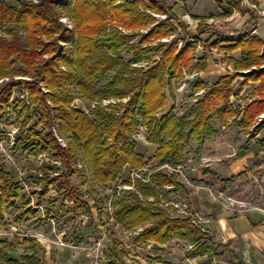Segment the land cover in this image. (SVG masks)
<instances>
[{
  "label": "trees",
  "instance_id": "trees-1",
  "mask_svg": "<svg viewBox=\"0 0 264 264\" xmlns=\"http://www.w3.org/2000/svg\"><path fill=\"white\" fill-rule=\"evenodd\" d=\"M117 1L11 0L9 3L7 0H0V28L6 24L12 26L5 31L10 39L0 37V77L5 75L16 60L21 65V69L17 71L19 74L35 77L34 80L28 81L30 100L28 104L22 102V114H27L25 125L35 114L38 119L18 138L16 149L37 154L53 152L64 160L68 168L75 165L77 159L82 156L92 172L93 179L102 185L115 181L127 165L141 168L147 163L145 155L137 149V143L133 139L140 119L149 127V142L158 146L153 158L160 164H181L178 159L184 153L190 137L198 143L199 148L202 147L213 117L218 116L226 123L235 112L229 98L236 74L224 75L211 85L199 79L192 83L194 89H207L205 95L196 103L197 114L193 120L188 122L186 117L178 118L174 114V107L165 112L168 102L166 85L182 74L180 68L205 71L208 68V56L204 54L199 57L195 43L188 41L186 36H180L181 23L175 24L172 21V13L167 20L152 27L136 45L130 44L135 34L103 33L109 12L107 7L116 11L117 18L125 25L141 29L156 21L155 17L142 10L141 6L160 13L172 12V7L165 0ZM218 1L222 9L219 13L221 16H231L238 10L245 11L243 0ZM63 12L75 22L73 29L65 27L60 21ZM193 18L204 21L208 16ZM257 20L256 12L252 11V26L257 24ZM17 25L24 26L26 38L18 33ZM206 26L200 23V32H203ZM249 31H236L232 36L220 35L211 47L219 48L225 43L223 48L227 52L240 49V61L229 58L238 67L259 64L264 61V41L258 36H251ZM41 35L47 36L46 43L41 40ZM170 36L173 37L170 44L160 43L155 47L149 45L154 38ZM189 36L197 40L196 34ZM59 40L65 42V47L58 46L56 49ZM180 41L183 42L182 46L179 45ZM105 46L110 49V56L105 53ZM125 48L133 52L134 62L149 59L152 53L160 54L161 57L148 69L140 67L129 70V63L125 62L122 55ZM46 53H51L53 57L45 59ZM64 66L67 70L63 69ZM112 70H117L112 80L108 81L102 90L95 89L94 83ZM263 74L264 69L260 76ZM41 81H44L50 90L47 95L55 102L54 106L48 103L46 95L41 91ZM15 84L16 82H9L0 87V103L10 95ZM73 85L79 93L92 101L103 97L129 99L127 102L111 104L109 110L108 107L96 105L86 112L73 105ZM115 85L121 87H114ZM169 91L170 97L174 99L172 87H169ZM35 103L39 105L31 111V105ZM1 110L0 106V112ZM53 110L57 111L58 115H53ZM252 110L264 111V103L247 108L248 113ZM159 112L161 115L156 116ZM55 117L68 139L67 148L60 145L52 131L51 120ZM44 177L48 179L47 185L59 183L58 186L65 188L66 196H70L76 206L87 207V211L91 213L88 204L79 201L78 192L69 185L66 174ZM232 178L225 181L229 183ZM170 184H174L177 190H185L177 174L158 172L153 175L150 184L138 183L148 194H157L159 189ZM0 192L2 224L5 212L14 208L20 197V186L15 181L13 172L5 167L0 168ZM44 194L45 192H42L40 196ZM54 201L55 199L52 202ZM113 204L116 216L124 228L148 225L136 237L135 241L138 243L150 240L164 243L176 237L194 243L196 251L205 248L207 240L201 242L202 237L188 219L172 217L149 202L129 203L125 198L115 196ZM38 212L39 209L27 201L16 215V220L23 222L29 216H36ZM5 243L6 240L0 239V264H17L4 248ZM155 248L160 249L157 245ZM126 255V251L115 246L109 253L110 263L126 264ZM26 264H41V261L31 255Z\"/></svg>",
  "mask_w": 264,
  "mask_h": 264
},
{
  "label": "rangeland",
  "instance_id": "rangeland-1",
  "mask_svg": "<svg viewBox=\"0 0 264 264\" xmlns=\"http://www.w3.org/2000/svg\"><path fill=\"white\" fill-rule=\"evenodd\" d=\"M7 1L11 3V0ZM34 1L38 2V0ZM187 1L193 5V10L197 13L210 12L207 15L208 18L221 17L219 16L220 11H217L220 5L217 0ZM168 2L170 3V5H175L176 13L172 10V14L174 15L173 22L175 24L181 23V27L179 28L180 36H186L188 41H192L195 43L196 54L199 57L203 56L204 54L208 56V68L205 71H201L200 77H198V79L202 80L208 85H211L217 82L221 76L234 72L233 63L229 60V58L234 57V59H241L240 51L238 50L235 52H227L226 49L223 48V45H225V43H222V46L218 48L219 50L215 51V53H212L211 45L218 39L220 35L232 36L235 30H244L245 28L250 26L251 23L248 20L250 15L244 12H236L233 15V18L230 20L213 23L212 25L208 26L204 24V26L206 27L203 28V32H200L198 28L200 24L199 19L193 18L192 14H190V16L192 17V22H189L184 18V15L189 12L188 6L184 4V0H168ZM251 2L264 3V0H243L244 7L252 11V8H250L249 6V3ZM141 8L147 13H149L148 10H151L149 8H144L143 6H141ZM106 9H108L109 12L107 14L106 28L103 33L118 32L117 26H122L130 32L129 34H135L134 37L130 40L131 45L138 44L142 37L147 34L143 31L149 30V28L156 26V23L158 22L155 21L151 25L142 29L131 28L125 25L123 21L117 18L116 11L110 10V7H107ZM63 13L64 15L62 16L60 21L65 27H68L69 29L74 28L76 25L75 22L71 19V17L67 16L65 12ZM11 27V25L6 24L3 26V28H0V37L10 39V37L5 33V31L11 29ZM16 27L18 33L24 38H26V31L24 26L17 25ZM261 33L264 34V31H262ZM189 34H196L197 40L189 36ZM40 38L45 43L48 41L47 36L41 35ZM161 39L162 38H154L149 45L151 47L158 46L160 43H162L160 42ZM58 46H60L61 48L65 47V42L59 40L58 44L56 45V49H58ZM125 49L126 50H123L122 55L125 57V62L129 63V70L140 67L148 69L154 65L157 59H160L161 57L160 54L152 53L149 59H142L140 62H134L133 52L128 51L127 48ZM104 51L105 53H109V56L112 54L110 52V49L106 46L104 48ZM51 57H53L51 53H46L44 55L45 59H49ZM19 69H21V65L19 61L16 60L13 62L12 66L6 71L5 75L0 77V79L7 76L9 78L8 80H5L2 83L0 82V87L4 86L9 82H16V84L13 85L11 88L12 91L10 95H7L4 102L0 103L2 109L0 112V115H2L0 116V141L5 143L10 142L12 136H14V140L17 141L18 138L23 133H25L31 125H33L36 119H38V116L35 114L32 116V120H30L25 125L27 114L26 112L22 114V102L25 101L28 104L30 98L27 102L26 99L22 98V96L26 93H29L30 96L28 81L34 80L35 77L19 74L17 72ZM63 69L67 70V67L64 66ZM184 69L186 68H180V72L182 71V74L166 85L168 102L164 111L166 112L172 107H174V114L178 118L186 117V121L189 122L193 120L197 114V101H195V97L191 93L198 89L193 88V82H188L190 92L181 91V82L185 76L183 72ZM116 72L117 70H112L105 77H100L99 80L94 83L95 89L102 90L105 87L104 85H106L108 81L112 80ZM17 76H26L29 78L27 80H17ZM39 85L43 94L46 95L45 97L48 100V103L54 106L55 102L52 101L49 95H47L50 90L47 88L46 83L44 81H41ZM72 87L74 88V85ZM114 87L121 86L115 85ZM169 87H172L173 89V94L175 96L174 99L171 98L169 95ZM72 94L74 95L73 105L86 112H89L90 109L95 107L96 105H101L106 108L108 107L107 110H109L111 104H116L121 101L125 102L124 98L115 97H103L101 99H96L95 101H92L91 99L79 93L77 88L73 90ZM126 98L129 99V97ZM112 99H116L117 102H112L108 105L104 104L105 100ZM38 105L39 103L31 105V111L36 109ZM53 115H58V112L54 111ZM160 115L161 112L156 114V116ZM137 116L138 115H136V117ZM218 118V116H214L211 120V125L213 127H216L217 130L219 129L220 131L223 128ZM51 123L52 131L55 125L58 126L57 128H59L58 132L60 133V136H62L68 144L67 137L61 131L59 120L55 117L51 120ZM140 126L143 127V130L147 136V140L135 139L136 135L140 131ZM187 129L186 132L188 131ZM149 133L150 131L147 123L144 122L143 119H140L138 130L133 135V139L137 143V149L145 155L147 161L146 164L149 167L156 168L161 165L158 160L153 158L158 146L149 142ZM13 151L14 161L12 162H7L6 156L4 155V153H2V151H0V168L5 167L6 170L12 171L14 174L15 181L20 186V197L17 199L15 207L6 211L7 216L12 220L17 221L16 215L24 207L25 202L29 201L30 205H32V203H34L33 205H36L37 203H39L40 205V211L36 216H29L25 221L20 222L25 225V230L33 233L42 232L46 236H50L52 238H55L57 235L63 236L66 242L69 244L66 247L73 249L76 252V255H78L79 257L85 256V253L87 252L93 253V251L95 250L94 241L100 237H104L103 243L106 245V250L104 252L105 257H108L110 250L113 247L117 246L119 248L125 249V251L129 254L128 258L131 262L133 261L132 264L134 263V261H137L138 264H159L160 262H167L163 258L167 257L169 253H172V249L175 248L177 251L176 254L181 253L179 252V250H186L188 255L195 256V254L192 253V248H190L191 244L188 241L173 238L169 241L166 247L164 246V250L159 251L154 246L149 247L148 243H135L133 228H131V230L126 229L120 224V222H116L115 220H108V215L106 211L110 193V189H108V186L112 185V182H108L106 184L108 186L106 187L105 185H102L98 183L95 179H93V176H88L90 174H88L86 170L78 169L76 173L69 178V185L74 187L75 190H77V196L79 201L88 204L91 211L90 213L87 211V207H78L79 205L76 206V202H72V198L70 196H66L65 188L61 189L58 186L59 183H52L47 185L48 179H45L43 175H50L51 177L55 176V170L50 164H40L37 157H35L37 153H26L17 149H14ZM77 160H83L86 163L85 159L82 156ZM178 161L183 164L184 169L191 181V185H196L201 182V180L199 179V175L201 174L204 176L207 175L206 178L209 177V172L207 170H210V168L206 167V164L209 163V161L205 162L201 158L198 143L192 137L189 138L187 147L185 148L184 153L182 154L181 158L178 159ZM127 166H125V168ZM158 172L166 173V171L164 170ZM246 177L242 176L241 181L235 183L234 189L237 195L231 196L240 200H250L251 194H254V197L257 195L261 196L262 189L260 187L259 182H257L255 179L253 180V178L248 177L247 179ZM208 184L210 185L209 190H211L218 196V194H220L216 191V188H219L218 184L216 188H214L215 185L211 177L210 182H208ZM42 192H45V194L41 197L40 194ZM142 192L145 191L142 190ZM145 193L148 194L147 192ZM176 195L179 197L185 196L184 194L180 196L179 192H176ZM124 198L128 200L129 203H137L139 201L148 202L147 200H141L140 198ZM53 199H55L54 202H52ZM154 207L157 206L154 205ZM43 215H45L44 218H42ZM4 230H6V228ZM4 248L6 249L10 257H13L17 260V264L26 263L28 257L33 254V256L35 257L34 259H42L44 262H47L49 261L48 259H50L51 264H53V257H59V250H56V248L47 251L44 247L41 246L40 242H36L34 239L24 240L21 239L19 236L7 238ZM201 255V257H196V264H214L215 260L213 258V255H211V250H205L203 253H201Z\"/></svg>",
  "mask_w": 264,
  "mask_h": 264
},
{
  "label": "crops",
  "instance_id": "crops-1",
  "mask_svg": "<svg viewBox=\"0 0 264 264\" xmlns=\"http://www.w3.org/2000/svg\"><path fill=\"white\" fill-rule=\"evenodd\" d=\"M166 1L170 5L168 0ZM184 4L188 6V13L193 16H207L210 13L195 12L193 5L187 0H184ZM242 5L244 7L243 2ZM170 6L175 12V5ZM244 10L235 11L231 16L219 15L221 17L216 19L218 22L230 20L236 12H244L250 15L248 20L252 23V11L245 7ZM217 11H222L220 5ZM247 29L250 31L256 29V33L251 36H258L264 41V34L261 33L264 31V22H260L258 19L256 25L250 24L243 31ZM236 31L238 30L234 32ZM217 50L219 49L216 48ZM238 50L240 51V49ZM235 60L240 61L241 59L235 58ZM231 62L234 72L225 75L236 74L229 98L235 112L226 123L218 118L223 129L219 131L211 125L203 146L200 148L198 146L201 158L209 160V163L206 164V167L210 168L207 170L209 177L206 178L207 175L201 174L199 175L201 180L199 184L184 185L185 190L177 191L180 196L184 194L185 196L182 198L189 199L195 209L208 219L201 227L194 226L198 230L199 236L202 237L201 242L207 240L205 248L196 251L194 243L173 237L188 241L195 256L188 255L186 250H179L181 253L176 254L175 248L172 249V253L163 258L167 264H196V257H201V253L205 250H211V255L215 260L214 264H264V117L261 118L264 111L252 110L250 113L247 112V108L252 107V105L264 103V74L260 76L263 69L260 70L259 74L243 72V70H250L254 66H259L263 61L245 67H238L234 61ZM242 176H248L259 182L262 192L261 196L254 197V194H251L254 207L241 213H235L212 197L208 182H210L211 177L215 185L214 188L217 184L219 186L216 188L217 192L227 196L237 195L234 186L236 182L241 181ZM231 177H233L232 180L227 183L225 180ZM248 177L246 178L248 179ZM170 240L164 243L155 242L160 247L159 251L164 250ZM135 243L138 242L135 241ZM41 246L47 251L53 248L59 250V257H53V264H111L109 255L108 257L104 256L105 244L100 249L95 248L93 253H85L83 257L76 255V252L71 248L48 243H41ZM123 250L125 251V249ZM128 259L124 256L125 263L132 264L133 261L129 262ZM48 260L47 262L42 259L40 261L41 264H51V260ZM133 264H138V262L134 261Z\"/></svg>",
  "mask_w": 264,
  "mask_h": 264
},
{
  "label": "built area",
  "instance_id": "built-area-1",
  "mask_svg": "<svg viewBox=\"0 0 264 264\" xmlns=\"http://www.w3.org/2000/svg\"><path fill=\"white\" fill-rule=\"evenodd\" d=\"M166 1V0H165ZM117 2H120L118 0ZM250 8H252V11L256 12V15L258 16L259 21H264V3H249ZM148 12L155 17L156 22L164 21L167 20L171 16L170 11L162 12V13H157L154 10H148ZM184 18L192 22V17L190 16L189 13H186L184 15ZM174 20V19H173ZM172 20V21H173ZM157 22V23H158ZM156 23V24H157ZM199 23L205 24V25H212L213 23H218V19L215 17H210L207 18L206 20L202 21L199 20ZM118 32L121 34H129L130 32L126 30V28L122 26H117ZM73 29V28H72ZM151 28H149L150 30ZM149 30H145L143 32L148 33ZM256 33V29H253L249 31L250 35H253ZM172 36L162 38L160 42L162 43H170L172 41ZM183 42L180 41L179 45L182 46ZM211 52L215 53L216 49L213 47L211 48ZM264 53V50L263 52ZM264 69V61L259 65V66H254L250 70H243V72H254L255 74H259L260 70ZM184 79L181 82V91L182 92H190L188 82H194L198 80V77H200L201 71L197 69H184ZM17 80H27L29 77L26 76H17ZM7 77H3L0 79V82H4L5 80H8ZM207 92L206 88H200L198 90H195L193 93H191L195 97V101H198L200 98H202L205 93ZM23 99H26L27 102L29 100V93H26L25 95L22 96ZM124 101H128V98H124ZM116 103V99L112 100H105L104 104L108 105L109 103ZM264 117V114L261 115V118ZM58 126L55 125L53 128L54 134L59 141L60 145L64 148L68 147V144L66 143L65 139L60 136V133L58 132L57 128ZM136 140L142 139V140H147L146 133L143 130V127L140 126V131L135 137ZM14 149H16V141L14 140V136L11 137L10 142H2L0 141V151L4 153L6 156V161L7 162H12L14 161L13 154H14ZM35 157H37L38 161L40 164H50L52 168H54L55 176H59L61 174H66L67 179L74 175L78 170H86L88 176H93L91 170L88 168V165L83 161V160H77L76 164L73 165L72 167L68 168L66 167L64 160L55 156L54 153H40L36 154ZM205 162H208L209 160L203 159ZM21 170V169H20ZM164 170L166 171L167 174L172 175V174H177L178 175V180L180 183L183 185H191V181L188 177V174L186 173L183 164H172V163H165L161 164L160 166L156 168L149 167L147 164L144 165L142 168H132L130 166H127L123 173L120 174L115 181H113L110 185H105L106 187L108 186L109 190V199L107 203V215H108V220L110 221H116L119 222L116 213H115V206L113 204V200L115 196H118L120 198H140L141 200H147L149 203L154 204L155 206L163 209L166 211L170 216L172 217H177V218H184L188 219L191 221L192 225L195 227H201L203 223L207 222L208 219L198 210L195 209L191 201L187 198H182L176 195V192L178 191L176 186L174 184L170 185H165L162 189L158 191L157 194H146L145 192H142V189L139 187L138 183L142 182L145 184H150L152 182L153 175L158 172ZM44 176V175H43ZM52 176V177H55ZM210 194L212 197L221 202L227 209L235 212V213H241L244 212L248 209H251L254 207L252 199L250 200H240L237 199L233 196H227L222 193L218 194V196L213 193L211 190ZM1 193V192H0ZM74 202V200H71ZM32 203L31 206L37 207L39 209V203L36 205H33ZM42 208V207H41ZM43 209V208H42ZM40 211V210H39ZM45 215L42 216L44 218ZM105 225V224H104ZM23 223L14 221L10 219L7 216V213L5 212V220L2 224H0V239L7 240L9 237H14V236H19L21 239H34L37 242L40 243H48V244H55L60 247H66L69 245L66 240L64 239L63 236L57 235L55 238H52L50 236H46L44 233H33L30 231L25 230L26 227ZM147 226H139L137 228H133V233H134V242L135 239L138 235H140L141 232L144 231V229ZM6 228V230H4ZM131 230V229H130ZM226 241V239H224ZM104 237L97 238L94 241V247L97 249H100L103 247L104 243ZM149 247L155 246L154 241H149L147 242ZM128 253L125 257H128ZM129 262L130 259H128ZM159 264H167L166 262H160Z\"/></svg>",
  "mask_w": 264,
  "mask_h": 264
}]
</instances>
